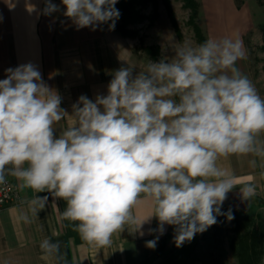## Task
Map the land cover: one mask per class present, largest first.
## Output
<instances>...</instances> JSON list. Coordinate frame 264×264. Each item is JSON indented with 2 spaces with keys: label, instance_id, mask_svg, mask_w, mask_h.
Masks as SVG:
<instances>
[{
  "label": "clouds",
  "instance_id": "obj_1",
  "mask_svg": "<svg viewBox=\"0 0 264 264\" xmlns=\"http://www.w3.org/2000/svg\"><path fill=\"white\" fill-rule=\"evenodd\" d=\"M44 15L59 11L44 0ZM77 29H115L118 0H61ZM111 22V23H109ZM174 55L115 70L106 95H81L69 114L59 93L32 63L6 69L0 79V184L10 175L37 195L33 213L49 196L65 201L61 219L75 223L82 240L107 247L128 229L144 235L157 219L155 249L165 225L174 227L177 248L217 223L236 186L218 160L233 154L264 156V98L237 67L245 57L239 37L177 45ZM71 116L73 123L56 125ZM248 200L255 188H239ZM144 201L151 214L138 219ZM43 258L60 243L44 239Z\"/></svg>",
  "mask_w": 264,
  "mask_h": 264
},
{
  "label": "crops",
  "instance_id": "obj_2",
  "mask_svg": "<svg viewBox=\"0 0 264 264\" xmlns=\"http://www.w3.org/2000/svg\"><path fill=\"white\" fill-rule=\"evenodd\" d=\"M59 11L44 15V0H0V79L6 78V69L32 63L41 72L43 81L56 90L62 98L61 107L69 114L72 105L81 95L95 99L107 94V85L115 70L133 66L134 74L144 70L150 61L158 62L163 57L174 55L160 43V59L151 57L138 60L133 52L134 42L119 32L109 30L103 24L92 30L90 27L77 29L63 15L65 8L61 0H52ZM111 23V22H109ZM222 28V27H221ZM221 30V29H220ZM211 38H234L237 34L222 29ZM245 57L237 62L242 74L251 81L258 95L264 98L251 70L243 38ZM151 44V43H149ZM128 64V65H127ZM73 123L71 116L56 125L59 131ZM264 141V133L259 136ZM218 166L225 170L236 186L227 195L221 211L230 208L242 210L254 218L264 217V156L255 154H233L221 157ZM18 186V202L0 210V264H240L238 258L229 254L221 262H214L209 254L202 252V245L190 243L177 248L173 242L174 227L165 225L155 249L146 247V241L155 239L158 221L152 218L143 226L144 235L130 233L125 229L112 237L107 247H95L82 240L75 223L61 219L66 207L63 200L49 196L43 209L33 213L29 203L37 195L30 188ZM251 185L255 193L248 200L241 197L239 188ZM151 214L148 201L136 209L138 219ZM220 216V215H219ZM59 241L60 250L53 256L43 258L40 243L44 239ZM264 264V258L261 262Z\"/></svg>",
  "mask_w": 264,
  "mask_h": 264
},
{
  "label": "rangeland",
  "instance_id": "obj_3",
  "mask_svg": "<svg viewBox=\"0 0 264 264\" xmlns=\"http://www.w3.org/2000/svg\"><path fill=\"white\" fill-rule=\"evenodd\" d=\"M158 1L155 20H152L154 9L151 3L143 9L148 18L143 23L132 25L137 35L130 39L134 42L132 50L138 60L151 57L152 53H147L145 48H160V43L169 51L172 47L174 49V45L185 42L198 44L193 26L189 23L190 10L184 6L183 0H170L178 29L171 22L164 0ZM197 1L200 7L196 21L207 39L211 38V35H219L218 32L222 29L243 38L255 81L264 94V0ZM227 212L228 210L224 211ZM234 226L233 220H227L225 215L218 216L215 225L203 233H198L195 246L203 244L202 252L209 254L214 262H221L229 254L227 247L230 246ZM231 252L236 256L234 251Z\"/></svg>",
  "mask_w": 264,
  "mask_h": 264
},
{
  "label": "trees",
  "instance_id": "obj_4",
  "mask_svg": "<svg viewBox=\"0 0 264 264\" xmlns=\"http://www.w3.org/2000/svg\"><path fill=\"white\" fill-rule=\"evenodd\" d=\"M164 2L171 22L178 29L170 0H164ZM183 2L184 6L190 10L189 23L193 26L196 41L198 44L203 43L207 38L196 21L200 4L197 0H183ZM151 3L154 9L152 20H155L159 6L158 0H118L115 7L120 12V18L116 21L115 30L125 37L136 36L137 31L132 25L143 23L148 18L143 9ZM145 51L152 53L153 60L159 59V47H146ZM230 209L234 215L232 220L235 222L230 242L231 250L236 253L240 264H261L264 258V217L254 218L242 210Z\"/></svg>",
  "mask_w": 264,
  "mask_h": 264
},
{
  "label": "built area",
  "instance_id": "obj_5",
  "mask_svg": "<svg viewBox=\"0 0 264 264\" xmlns=\"http://www.w3.org/2000/svg\"><path fill=\"white\" fill-rule=\"evenodd\" d=\"M18 186L11 178H6V183L0 184V210L18 202Z\"/></svg>",
  "mask_w": 264,
  "mask_h": 264
}]
</instances>
